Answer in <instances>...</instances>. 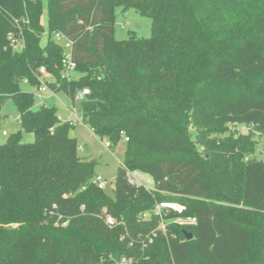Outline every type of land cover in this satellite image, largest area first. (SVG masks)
Instances as JSON below:
<instances>
[{"label": "trees", "instance_id": "trees-1", "mask_svg": "<svg viewBox=\"0 0 264 264\" xmlns=\"http://www.w3.org/2000/svg\"><path fill=\"white\" fill-rule=\"evenodd\" d=\"M117 8L149 16L152 35L117 39ZM24 15L15 52L8 36ZM57 32L79 77L62 78ZM41 66L74 103L89 89L83 120L109 148L126 138L112 198L94 182L97 160L79 156L75 125L23 90L41 86ZM8 98L35 140L18 131L0 143V264H264V0H0V112ZM163 200L186 206L164 232L144 218Z\"/></svg>", "mask_w": 264, "mask_h": 264}, {"label": "rangeland", "instance_id": "rangeland-1", "mask_svg": "<svg viewBox=\"0 0 264 264\" xmlns=\"http://www.w3.org/2000/svg\"><path fill=\"white\" fill-rule=\"evenodd\" d=\"M116 20L114 23L115 36L119 40H125L129 38L131 33L137 34L139 37H150L152 35V20L149 16L142 13H138L134 9L130 8L127 10H122L117 8L115 11ZM47 9L45 7L44 11V22L47 21ZM50 37V33L47 28L42 36V44L45 45ZM54 38V35H52ZM79 73H75V77H79ZM74 77V78H75ZM23 90H28L35 92L30 84H23ZM36 107L40 105H46L49 107L55 106L57 109V116L61 114L65 119L70 117L69 108H72V113L77 112L79 116H82L80 111V101L74 103L73 100L64 92H59L53 94L51 91L44 93L42 98L35 97ZM1 122H0V143H5L9 137V134L21 131L23 142H34L35 135L29 131L21 130L18 120L19 111L12 99L8 98L2 105L1 108ZM235 133H245L248 128L243 124H231L229 125ZM191 132L194 134V130L190 128ZM3 131H6L8 135H4ZM71 135L76 138L78 142L79 156L82 158L96 159V174L101 175L107 186L104 189L105 193L109 197L114 196L115 188V177L117 175L120 164L124 161L126 152V138L121 137L116 145L109 148L107 147L108 140L101 139L99 135L92 131L91 127L85 122H76L75 127L70 131ZM255 137L261 135L260 132H254ZM262 142L259 143V149L257 152L258 156H263L264 151L261 153L264 146V135L262 136ZM137 178L148 187L153 188L154 182L148 174H142L138 172ZM149 180V181H148Z\"/></svg>", "mask_w": 264, "mask_h": 264}, {"label": "built area", "instance_id": "built-area-1", "mask_svg": "<svg viewBox=\"0 0 264 264\" xmlns=\"http://www.w3.org/2000/svg\"><path fill=\"white\" fill-rule=\"evenodd\" d=\"M15 23L18 26V32H10L9 36H8V40H9V46L11 47V49L15 52H21L24 49L25 46V35L23 33V30L21 28V25L23 24H29L30 23V18L27 15H24L21 19H15ZM54 40L58 43H60L63 48L65 49V54L64 57L62 59L61 62V66H63L62 69V78L71 80L75 77V73L77 70V65L73 62L72 60V55H71V41L66 37V35H64L61 32H57L54 34ZM37 78L39 83H41L40 87H36L34 88V94L36 97L42 98V96L44 95V93L46 92H50L51 89L47 83V81L50 79V74L49 71L47 70V68L45 66H41V68L39 69L38 73H37ZM28 83L27 80H24V84ZM89 94V89H84L79 91L76 94L75 99L77 101H83L84 98L86 97V95ZM73 118L70 120H64L62 116H58L59 119L61 121H67L70 122L72 124H76V122H84L83 120V116H79V114L77 112L72 113ZM4 134L6 135V132H4ZM107 147H109V143H107ZM137 174L138 172H132V171H128L127 177L129 179L130 182H132L135 185H143L144 187L146 186L148 187L146 184H143L138 178H137ZM149 181V180H148ZM94 182L98 183L99 187L101 189H105L107 186V183L105 181V179L101 176V175H96ZM0 190H1V186H0ZM186 209V206L183 203H179L177 201H173V200H163V201H159L156 203V205L154 206V208L149 211L146 212L145 217L144 218H150L153 216H157L160 218V226H159V230L164 232L166 230V216H168L169 213H176V214H180L182 213L184 210ZM106 223L110 226L113 227L114 225H116V219L113 216H110L108 214H106V210L103 211ZM175 222L177 223H181V224H195L196 219L193 218H178L175 220ZM64 225L66 224V222L63 223ZM58 225V223H57ZM157 233L154 234V236H156ZM148 239L150 241H152V237L151 236H147ZM146 239H141V245L142 248L145 247V241ZM131 244H133V242H131ZM132 262V258H127V257H122L119 261L115 262L114 264H131Z\"/></svg>", "mask_w": 264, "mask_h": 264}, {"label": "crops", "instance_id": "crops-1", "mask_svg": "<svg viewBox=\"0 0 264 264\" xmlns=\"http://www.w3.org/2000/svg\"><path fill=\"white\" fill-rule=\"evenodd\" d=\"M45 17V16H44ZM26 84H28V83H26ZM33 88V87H32ZM33 90H34V88H33ZM51 92L53 93V94H55V92H53L52 90H51ZM36 97V96H35ZM41 106V105H40ZM37 108H38V106H37ZM69 111H70V117H68L67 119H65L61 114H59L60 116H62L63 117V119L64 120H70V119H72L73 118V116L71 115V112H72V108H69ZM19 118V117H18ZM19 121H20V118H19V120H18V124H19ZM4 132H6V131H3V134H4ZM5 135V134H4ZM6 135H8V133L6 132ZM74 137V136H73ZM97 175H99V174H97Z\"/></svg>", "mask_w": 264, "mask_h": 264}, {"label": "water", "instance_id": "water-1", "mask_svg": "<svg viewBox=\"0 0 264 264\" xmlns=\"http://www.w3.org/2000/svg\"><path fill=\"white\" fill-rule=\"evenodd\" d=\"M187 238L188 239H192L193 238V234L192 233H187Z\"/></svg>", "mask_w": 264, "mask_h": 264}]
</instances>
